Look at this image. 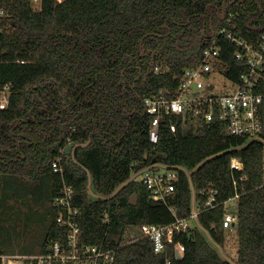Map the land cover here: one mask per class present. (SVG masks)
Instances as JSON below:
<instances>
[{"label":"trees","instance_id":"trees-1","mask_svg":"<svg viewBox=\"0 0 264 264\" xmlns=\"http://www.w3.org/2000/svg\"><path fill=\"white\" fill-rule=\"evenodd\" d=\"M222 6L223 0H40L34 10L31 0H0L13 21L0 39V83L10 82L15 91L0 111V201L16 193L8 179L48 182L51 202L64 180L79 210L80 245L117 247L111 264H264V105L260 140L232 136L217 119L170 115L160 119L155 143L143 107L145 97L176 87L182 69L199 61L208 36L229 15L235 37L257 42L264 33V0H235L223 20ZM212 39L221 48L219 71L237 82L247 73L234 58L237 46ZM153 54L170 73L149 72ZM261 73L264 91V68ZM69 142L71 153L61 155L62 178L51 162ZM232 158L241 170L231 168ZM141 164L191 172L188 178L180 171L168 204L178 218L189 215L192 191L208 184L218 189V203L238 195L234 262L217 249L226 234L222 205L200 213L188 232H175L159 254L147 238L126 242L130 227L174 220L145 185L129 180ZM133 194L136 203L130 204ZM56 215L50 204L39 252L49 240H66ZM178 243L184 246L180 258Z\"/></svg>","mask_w":264,"mask_h":264},{"label":"built area","instance_id":"built-area-1","mask_svg":"<svg viewBox=\"0 0 264 264\" xmlns=\"http://www.w3.org/2000/svg\"><path fill=\"white\" fill-rule=\"evenodd\" d=\"M230 21L231 15L228 16L224 25L219 26L215 32L208 36L207 46L202 50L199 61L182 69L175 88L161 89L156 94L144 98V111L151 118L149 131L151 142L157 141L160 119L170 115L196 118L205 123L217 119L226 124L227 131L232 136L260 140L262 123L259 108L264 105V91L261 88L263 84L260 82L261 71L264 68V33L259 36L257 42H247L232 34L228 27ZM12 23V14L6 9H0V39L3 31ZM216 36L234 43L237 46L234 58L244 62L247 66V73L241 74L237 82L225 77L218 69L221 63L219 58L221 48L216 44L215 39H212ZM1 58L2 53L0 52V64L4 62ZM16 63H23V61H16ZM170 71V68L162 64L155 54L151 56L149 72L159 75L170 73ZM175 77L177 78V76ZM215 77L224 81L221 84V93H215L217 87ZM14 93L13 85L10 82L0 83V111L8 109L11 96ZM174 130L175 127L171 126V131ZM262 144L264 150V141ZM64 149L62 148L60 154L51 162L52 172L60 174L62 178L64 173L60 162L61 155H65ZM262 161L264 168V151ZM231 168L241 170L242 164L237 158H232ZM180 171H183L188 178L190 177L191 172L181 167L159 164L144 166L142 169H135L131 172L129 180L145 185L149 190L150 198L154 202L167 206L174 220L164 226L142 224L130 227L126 231L128 236L126 238L125 235L126 242L147 238L153 243L154 253L159 254L165 250V243L171 242L175 232L186 233L189 229H193L197 225L200 213L219 205L224 208L225 230L236 223L237 214L228 211V204L233 199L237 200L238 195L218 203L219 192L213 184H208L197 194L192 191L189 215L185 218H178L175 208L168 204L175 192ZM198 195L202 199L201 201L200 198H197ZM73 202L74 190L71 185L62 180L51 204L57 210L55 218L57 226L66 229L65 242L49 240L46 242L44 250L37 254L11 257L0 255L1 264H111L117 247L80 245L79 210ZM123 244L125 242L120 245ZM183 251L184 246L178 243L175 247V254L180 255Z\"/></svg>","mask_w":264,"mask_h":264},{"label":"rangeland","instance_id":"rangeland-1","mask_svg":"<svg viewBox=\"0 0 264 264\" xmlns=\"http://www.w3.org/2000/svg\"><path fill=\"white\" fill-rule=\"evenodd\" d=\"M31 6L34 10H38L40 7L39 0H31ZM220 18H222V15H220ZM215 81L217 84L215 93H221V84L224 81L219 77H215ZM8 180L10 189L12 186H20V188L17 189V193L11 196L8 201H6L7 196L0 201V251L7 254L3 255L6 257L37 254L39 253L37 247L40 241H43L46 233V224L43 220V214L47 209L48 202L46 188L39 186L38 184H42L40 182L28 181L31 179L25 181ZM34 185H38V188H40L39 193L38 191L34 193L30 189ZM6 186L3 188L4 194ZM35 194H38V197L34 196ZM89 196L92 199L96 198L92 192H89ZM14 197L16 200H14ZM237 206L238 201L236 199L231 200L228 204V211L236 213ZM225 231L223 247L216 248L222 257L234 262L237 256L236 230L234 227H231ZM126 238H128L127 235Z\"/></svg>","mask_w":264,"mask_h":264},{"label":"water","instance_id":"water-1","mask_svg":"<svg viewBox=\"0 0 264 264\" xmlns=\"http://www.w3.org/2000/svg\"><path fill=\"white\" fill-rule=\"evenodd\" d=\"M234 3H235V0H230L229 2H228V0H223L222 11L220 12V13H221L220 15H222V18H220L221 20H223V18H224V15H225V11H226L227 5H232V4H234ZM208 8H209V7H208ZM71 150H72V145H67V146L65 147V149H64V152H65L66 155H69V154L71 153ZM143 167H144L143 164H141V165H136L135 169H136V170H139V169H142ZM136 199H137L136 195L133 194V195L130 197V199H129V203H130V204H135V203H136ZM177 258H180V255H179V254L177 255Z\"/></svg>","mask_w":264,"mask_h":264},{"label":"crops","instance_id":"crops-1","mask_svg":"<svg viewBox=\"0 0 264 264\" xmlns=\"http://www.w3.org/2000/svg\"><path fill=\"white\" fill-rule=\"evenodd\" d=\"M31 182H34V181H31ZM41 183V182H40ZM39 186H42L43 188H46V194H47V198H48V202H47V209L45 211V213H47L48 211V208L50 207V204H51V201H50V184L48 182L46 183H42V184H38ZM38 185H34L32 188H30L34 193H36L38 191H40V188H38ZM44 185V186H43ZM13 188L15 189V192L17 193V189L20 188V186H13ZM36 188H38L37 190H35ZM19 191V190H18ZM34 196H37L38 197V194H35ZM14 200H16V198L14 197ZM43 214V219L45 217L46 214ZM41 243L42 241H40L39 245H38V250L40 251L41 249ZM2 255H7V254H2ZM9 264H12V263H9Z\"/></svg>","mask_w":264,"mask_h":264}]
</instances>
